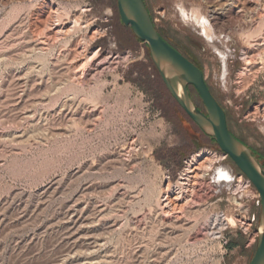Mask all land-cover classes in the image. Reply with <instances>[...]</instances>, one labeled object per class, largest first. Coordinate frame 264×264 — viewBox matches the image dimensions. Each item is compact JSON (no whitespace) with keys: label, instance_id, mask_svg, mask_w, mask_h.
Returning a JSON list of instances; mask_svg holds the SVG:
<instances>
[{"label":"rangeland","instance_id":"374dc122","mask_svg":"<svg viewBox=\"0 0 264 264\" xmlns=\"http://www.w3.org/2000/svg\"><path fill=\"white\" fill-rule=\"evenodd\" d=\"M145 2L264 157V0ZM212 154L243 174L170 94L117 0H0V264H250L258 191L202 177Z\"/></svg>","mask_w":264,"mask_h":264},{"label":"water","instance_id":"95a60500","mask_svg":"<svg viewBox=\"0 0 264 264\" xmlns=\"http://www.w3.org/2000/svg\"><path fill=\"white\" fill-rule=\"evenodd\" d=\"M117 1L124 26L130 27L135 36L147 45L170 94L204 134L234 161L259 192L262 203L259 236L256 253L250 264H264V163L229 129L226 111L212 94L201 69L161 36L145 0ZM191 86L201 97L204 110L194 102L189 90Z\"/></svg>","mask_w":264,"mask_h":264},{"label":"bare ground","instance_id":"6f19581e","mask_svg":"<svg viewBox=\"0 0 264 264\" xmlns=\"http://www.w3.org/2000/svg\"><path fill=\"white\" fill-rule=\"evenodd\" d=\"M218 1V0H217ZM234 1V0H233ZM239 3V2H238ZM227 4V3H226ZM233 2L232 3H229V4H227L228 5V7H230V6H233ZM226 5V6H227ZM225 7V5L223 6V8ZM222 8V7H221ZM220 8V9H221ZM222 10V9H221ZM226 10V9H225ZM228 10V9H227ZM218 11V10H217ZM218 14L220 15V14H222V12L220 11V12H218ZM215 18H216V16H215ZM244 22V21H243ZM75 27H76V25H80L79 24V21L78 20H76L75 22ZM204 26V25H203ZM210 28V27H209ZM208 29V28H207ZM209 32V31H208ZM206 34V33H205ZM207 36V35H206ZM209 36V35H208ZM98 56V53H96L91 59H90V61L88 62V64L89 63H92V62H94L95 61V58ZM245 61H246V63H248V64H252V61L249 59V57H246L245 58ZM87 65V64H86ZM93 65V64H92ZM96 74V73H95ZM202 155H204V152H201L200 154H198V155H195V156H193V158L190 160V161H188V170L186 171L187 173L186 174H183V175H181V176H184V177H181L180 178V187L178 186V187H176V189H177V193H178V191H179V194H184V193H186L187 191H188V187L189 186H191V183L192 182H194V183H196L195 181H193L194 179L193 178H195V176L196 177H199V179H200V176L199 175H197V174H195V173H197L196 172V165L199 163V159L202 157ZM212 156V158L209 160V162L207 163V165H204L205 167L203 168V166H202V168H203V174L201 175L202 177H206V176H208L209 175V172H211V171H213V170H216L217 171V176H218V178H217V182H221V183H225V184H232V183H234L233 182V179L235 178V176H231V174H232V168L230 167V166H227V165H223L222 167H220V168H217V164L218 163H220L221 161H223V159L224 158H222V157H219L218 155H216V154H212L211 155ZM202 165H203V163H201ZM200 164V165H201ZM201 168V169H202ZM197 170H199V169H197ZM195 174V175H194ZM201 177V178H202ZM244 177L243 176H240V177H238V183L236 184V186H235V188H234V194L235 195H237V193L238 192H241V191H245V190H247V187L249 186V184H248V182H245L244 181V179H243ZM201 180V179H200ZM184 183H183V182ZM179 184V183H178ZM177 184V185H178ZM201 184V183H200ZM197 185V184H196ZM183 196V195H182ZM167 201V200H166ZM167 204H173V201L171 202V200L169 201V203H167ZM168 206V205H167ZM174 206H176L175 205V203H174ZM170 207H172V206H170ZM173 208V207H172ZM173 211V210H172ZM218 217H220V216H218ZM220 219V221L222 222V223H225V220H223L224 218H219ZM219 221V222H220ZM220 224V223H219ZM223 225V224H222ZM244 225V224H243Z\"/></svg>","mask_w":264,"mask_h":264},{"label":"built area","instance_id":"2783aa9c","mask_svg":"<svg viewBox=\"0 0 264 264\" xmlns=\"http://www.w3.org/2000/svg\"><path fill=\"white\" fill-rule=\"evenodd\" d=\"M228 155H226L225 157H227ZM231 176H235V178L233 179V182H236L237 181V177H240V176H243L244 177V175L243 174H241V175H237L233 170H232V174H231ZM247 182H248V184H249V186L247 187V190L252 186V183H251V181L248 179V180H246ZM217 183V185H218V188L220 189V188H222L223 187V185L225 184V183H221V182H216ZM246 190V191H247ZM243 196V195H242ZM242 196H241V198H242ZM255 197H260V195H259V192H258V195H256ZM242 210L240 211V213H239V222H240V225H241V227L242 228H244L246 231H249L250 230V228H252V226H253V220H252V218H251V216H250V211H249V209L246 207H244L243 205H242ZM224 219H226V217H225V215L223 214V216H222ZM242 224H244V225H242ZM227 228H228V224H226L225 225Z\"/></svg>","mask_w":264,"mask_h":264},{"label":"trees","instance_id":"16d2710c","mask_svg":"<svg viewBox=\"0 0 264 264\" xmlns=\"http://www.w3.org/2000/svg\"><path fill=\"white\" fill-rule=\"evenodd\" d=\"M160 34H161V33H160ZM161 36H162V35H161ZM162 37H163V36H162ZM163 38H164V37H163ZM164 39H165V38H164ZM165 40H166V39H165ZM166 41H167V40H166ZM172 46H173V45H172ZM173 47H174V46H173ZM174 48H175V47H174ZM175 49H176V48H175ZM255 154H256V153H255ZM256 155L258 156L259 160L262 161V162L264 163V157H262V156H260V155H258V154H256ZM230 247H234L233 244H231Z\"/></svg>","mask_w":264,"mask_h":264}]
</instances>
